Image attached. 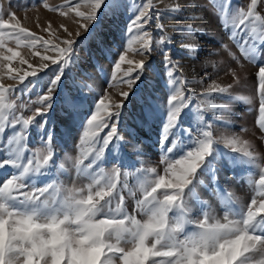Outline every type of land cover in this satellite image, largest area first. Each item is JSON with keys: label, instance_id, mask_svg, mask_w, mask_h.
Instances as JSON below:
<instances>
[{"label": "snow or ice", "instance_id": "1", "mask_svg": "<svg viewBox=\"0 0 264 264\" xmlns=\"http://www.w3.org/2000/svg\"><path fill=\"white\" fill-rule=\"evenodd\" d=\"M41 3L45 8L49 7L46 0ZM209 3L216 9L215 14L224 30L230 32L229 39L237 43L244 58L258 67L255 92L259 103V127L264 130V58L257 56L255 45L249 42L247 32L241 27L250 18L260 21V40L256 43L264 49V16L257 11L258 4L264 7V0H250L246 11L241 8L231 17L228 15L230 0H209ZM82 6L86 10H81ZM120 6L118 0H64L63 4L52 7V11H58L77 25L76 37L88 32L99 51L108 57L113 65L111 72L103 69L99 62L94 65L102 72L105 83L110 87L114 82L126 86V90L118 89L119 101L106 92H95L86 97L91 101L86 109L83 101L73 102L64 97L58 115L54 97L66 79V69L80 60L75 51L76 39L64 25L60 27L67 33V38L56 37L59 42L44 39L23 27L15 12H9V18L5 19L0 6V135L6 129L10 130L7 139L0 140V152L5 154L0 159V176H3L0 179V264H264V163H257L259 157L248 140H241L237 135L214 138L213 132L208 130L211 125L203 121L191 104H186V100L196 101L198 95H203L223 99L224 102L219 104L209 102L207 107L211 110L227 112L228 104L235 101H246L250 105L252 97L232 95L234 86L241 84V76L236 69L230 68L227 74L232 77V83L221 85L212 81L200 94L189 87L186 96L182 86L203 83L208 74L205 73L200 81L183 79L179 62L162 47L171 43V37L161 36L156 44L163 53L164 87L168 98L163 104L146 98L142 117L137 118L134 125H123V130L128 133L127 138L123 137L119 126L130 96L143 78L154 71L149 62L154 38L145 30L146 26L155 21V28L163 33L162 11L179 13L183 9L177 4L174 8L160 10L153 0L134 5L131 11L135 14L123 30L126 46L117 53L118 59H113L112 49L106 45L103 35L97 33L93 37L89 30L95 28L98 13L107 14ZM72 13L79 19H74ZM178 27L185 39L203 31L191 24ZM44 31L54 35L56 29L49 22ZM6 38L15 40L17 46L42 48L44 53H33L39 57L34 66L19 51L8 47ZM134 41L138 47H132ZM181 47L190 58H195L194 54L199 51L198 45L182 44ZM221 49L239 62L240 57L227 45L221 43ZM129 50L142 58L138 61L129 59ZM17 58L20 65L28 67H14L13 61ZM50 65L55 66L56 71L41 91L38 88L42 81L40 74H46ZM123 65L128 67L125 69ZM87 75L92 77V73ZM29 77L33 79L23 91L37 88L38 98L30 100L27 106H20L32 113L25 117L23 112L17 114L13 99L23 92L18 85L3 81L7 78L23 84ZM149 87H152L151 83ZM32 104L36 107L32 108ZM197 108H200V102H197ZM184 109L186 111L182 112ZM185 116L195 128L185 126ZM157 121L163 174L156 167H137L143 164L144 153L143 140L136 127L150 126ZM215 122L227 126V122L218 117ZM62 125L69 126L67 131H71L73 125L82 129L79 136L82 156L76 163V173L87 178L88 183L84 186L65 187L52 178L54 167L64 168L62 163L56 165L54 162V144L67 134ZM31 131L35 132L42 147L35 153L29 152L24 163L26 149L22 141ZM260 139L264 142V136ZM220 143L229 151L221 152ZM86 144L91 145L87 151L83 147ZM106 158L114 162L110 171L103 167ZM221 160L248 169L247 182L254 187L255 194L247 205L233 206L231 195L225 193L222 217L205 211L207 205L204 204L202 218L193 223L187 219L188 201L195 198L197 184L203 183L202 175L210 177L212 190L219 193L215 185L217 165ZM9 168L13 170L10 178L4 175ZM122 168H132L138 176L141 195L135 201L133 213L125 206L123 190L128 187V172L122 173ZM252 169L259 170L258 180L251 178ZM122 175L124 180H121ZM46 177L49 179L38 186L37 181ZM136 213L142 214L143 218H137ZM188 225L192 226L191 231L186 230Z\"/></svg>", "mask_w": 264, "mask_h": 264}, {"label": "rangeland", "instance_id": "2", "mask_svg": "<svg viewBox=\"0 0 264 264\" xmlns=\"http://www.w3.org/2000/svg\"><path fill=\"white\" fill-rule=\"evenodd\" d=\"M49 5L45 8L41 0H0V6H2L4 12V18L7 19L9 12H15L16 16L20 19L21 25L35 32L37 35L42 36L44 39H49L52 42H59L56 37L60 39L67 38V33L60 25L67 27L69 32H72L73 37L77 41L76 53L79 55L80 60L74 63L65 71L66 79L63 80L61 88L58 89L56 96L54 97V108L57 111V115L60 112L63 105L64 97L70 98L73 102L83 101V107L86 109L90 105L91 101L86 97L92 96L95 92H106L114 99L119 101V90H126V86L123 84H115L114 86H108L104 81L102 72L98 70L94 65L95 62H99L103 69H108L111 72L113 65L110 63L107 56L103 55L96 46V41L89 36L88 32H82L79 37L75 36L77 25L68 17L61 16L58 11H52V7L58 6L64 3V0H46ZM121 5L114 11L107 14L98 13V22L95 24V28L91 29L93 37L99 33L103 35L105 43L112 49L110 55L113 59H118V52L122 51V48L126 46V40L124 36V28L129 19L135 14L131 11L134 5H142L144 0H118ZM157 9H171L177 4L183 9L179 13H169L162 11L160 23L164 26V32L161 33L155 28V21L150 22L146 26L147 31H150L154 38L153 52L149 57V62L153 66L154 71L149 72L144 78L143 82L139 83L134 89L133 94L130 96V102L127 104L126 111L122 118L120 127V133L123 137L127 138L128 133L123 130L125 123L134 125L137 118L142 117V109L145 106L146 98L151 97L154 100H158L160 103H166L168 98V92L164 87L165 77L163 67V53L160 47L157 46L156 41L163 35L167 34L171 37V43L164 44L162 47L170 51L172 58L179 62L180 68L183 70V79L200 81L201 77H204L205 73L208 74L203 83L193 82L182 86L187 96V88H192L196 94L202 93L212 81L221 85H227L232 83V77L227 74L230 68L236 69L241 76V84L234 86L232 95H242L252 97V103L249 105L246 101H235L228 104V111L222 112L219 109L211 110L207 107L208 103H222L224 102L221 97L216 96H203L198 95L196 101H187L186 104H191L192 109L200 116L203 121L210 124L214 138L219 140L221 136L237 135L241 140H248L253 147V150L258 155L259 159L257 163H264V142L260 137L264 136V130L259 127V112H258V97L256 96V76L258 67L253 62L247 60L239 52L237 43L229 39V31L224 30L221 25L218 15L215 14L216 9L209 0H153ZM250 0H230L228 7L229 17L236 14L241 8L245 11ZM194 5V6H193ZM81 10H86L81 7ZM257 11L260 15L264 16V7L258 4ZM74 19L75 14H70ZM199 17V18H196ZM49 22L53 29H56L55 34L44 31V28L48 27ZM193 25L194 28H200L203 31L195 33L188 38H183L178 26L181 25ZM248 34L249 42L255 45L256 54L258 57L264 58V49L260 47L258 40H260V31L262 24L260 21H252L241 26ZM253 28L256 29L253 32ZM229 29H231V22L229 21ZM139 35V34H137ZM239 35V30H237ZM7 39V38H6ZM221 43L227 45L231 52L240 57L239 62L232 60L228 53L221 49ZM193 44L199 46V51L196 52L195 58H190L188 52L181 47V45ZM7 46L12 47L19 51L21 55L34 66L39 61V57L33 55L35 51H41L42 48L32 49L24 46H17L15 40L7 39ZM132 47H138V44L134 41ZM7 54V53H5ZM48 54H52L49 52ZM129 59L138 61L142 57L128 51ZM14 67L26 69L28 65H20L19 58L13 61ZM123 68H127L128 65H123ZM56 71L55 66L50 65L48 70H45L46 74L42 72L41 83L38 88H46L49 78ZM87 73H92V77L89 78ZM120 74H118L119 76ZM33 78L29 77L23 84H18L17 81L11 79H5V84L18 85V88L23 92L22 95L14 97V101L17 104V114L23 112L25 117L31 115L30 111H26L21 108V105H29V101H34L38 98L37 88H33L30 92H24L23 90L29 86V80ZM151 83L152 87H149ZM83 93V95H82ZM98 102V97H97ZM197 102H200V108H197ZM32 108L36 107L35 104L31 105ZM252 109L249 111V109ZM201 109H203L201 111ZM66 112L67 109L65 108ZM186 111V109L182 110ZM51 115V114H50ZM219 118L221 121H226L227 126L216 123L215 119ZM37 120L40 117L36 118ZM163 119V116L160 118ZM186 127H193L195 125L190 121L189 117H183ZM67 132L62 140L57 144H54V162L56 165L63 164L64 168L59 169L54 167L52 169L53 177L58 179L60 183L65 187L72 186H84L88 183L87 178L78 176L76 173V163L81 158L80 141L79 136L82 134V129L76 126H71V131H67L68 125H62ZM19 130V129H17ZM105 132L107 129L104 130ZM138 136L143 140V153L141 157L143 164L137 165V167H156L160 174H163L164 165L161 164V150L157 144L159 121L146 127H136ZM10 135V130L0 135V140H6ZM103 135V133H101ZM25 145V157L24 163H26L29 152L35 153L41 144L38 143V138L34 131L31 134H26V139L22 141ZM98 146V145H97ZM219 148L221 152L229 151L223 143H220ZM87 151L91 145L83 146ZM127 151V150H125ZM4 153L0 152V159L4 158ZM134 159V157H133ZM88 161L86 160L85 163ZM114 166V162L110 158H106L103 161V167L106 171H110ZM216 189H219L217 194L212 189L214 186L211 183L208 175L200 176L202 184H197L195 188V198H190L188 201V216L187 219L197 222L202 218L201 208L204 204L207 205L205 211L211 214L222 217L225 210V193L230 194L232 197L233 206L247 205L250 203L252 196L255 194L254 187L248 184L249 170L243 167L229 164L226 160H221L218 165ZM128 172L127 184L128 187L123 190L125 198V206L129 213H133L135 209V201L140 197L141 193L138 188V176L132 168L121 169ZM13 172L11 168L4 172V175H9ZM3 176H0L2 179ZM251 178L258 180L259 170H251ZM45 179L37 181L39 186ZM121 180H124V176H121ZM137 218H143L142 214L136 213ZM171 215V214H170ZM186 230L191 231L192 226H186Z\"/></svg>", "mask_w": 264, "mask_h": 264}]
</instances>
